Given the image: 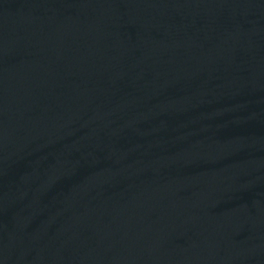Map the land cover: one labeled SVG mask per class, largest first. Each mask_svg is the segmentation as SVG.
<instances>
[{"label": "water", "instance_id": "water-1", "mask_svg": "<svg viewBox=\"0 0 264 264\" xmlns=\"http://www.w3.org/2000/svg\"><path fill=\"white\" fill-rule=\"evenodd\" d=\"M0 264H264V0H0Z\"/></svg>", "mask_w": 264, "mask_h": 264}]
</instances>
